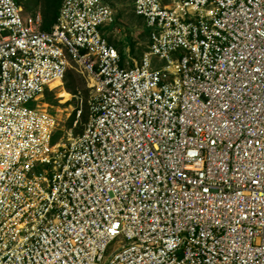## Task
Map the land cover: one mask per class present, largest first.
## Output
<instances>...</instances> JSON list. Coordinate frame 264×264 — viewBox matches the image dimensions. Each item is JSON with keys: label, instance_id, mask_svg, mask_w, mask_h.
Masks as SVG:
<instances>
[{"label": "built area", "instance_id": "2783aa9c", "mask_svg": "<svg viewBox=\"0 0 264 264\" xmlns=\"http://www.w3.org/2000/svg\"><path fill=\"white\" fill-rule=\"evenodd\" d=\"M133 11L136 66L105 0H64L49 31L0 0V264H264V0ZM69 58L89 115L53 143Z\"/></svg>", "mask_w": 264, "mask_h": 264}, {"label": "rangeland", "instance_id": "374dc122", "mask_svg": "<svg viewBox=\"0 0 264 264\" xmlns=\"http://www.w3.org/2000/svg\"><path fill=\"white\" fill-rule=\"evenodd\" d=\"M105 2L114 10L115 12V22L112 26L107 28L106 33L107 37H109L112 43L117 45V49L120 42L122 41H132L135 44V54L138 56L142 51L146 48V35L143 29V21L136 17L133 13V3L134 0H105ZM27 15V13H24ZM116 47V46H115ZM125 60L130 62V65L133 66V62L131 61V57L129 54V48H125ZM139 57V56H138ZM136 59V58H133ZM79 69H82L79 67ZM81 71V70H80ZM83 76L86 79L85 85L80 83L78 85L75 93L68 92L64 87V82L61 89H57L56 86H51V89H47L48 92L51 93L50 98L56 102L57 105L53 106L47 102V96L44 95L46 103L48 106V110L58 118V130L53 136L52 142L55 143L58 139L64 135V132H68L72 129V133L74 136L80 135L84 124L87 122L83 119V114L88 119L89 115V106L90 99L92 96V90L88 87L89 79L84 71H82ZM86 89H85V88ZM87 90V91H86ZM40 103H30V107L37 106ZM78 110H82L80 118L76 119V112ZM77 120V124L74 127V122ZM122 239L118 238L114 242H112L105 253L106 260L112 255V253L121 246Z\"/></svg>", "mask_w": 264, "mask_h": 264}, {"label": "trees", "instance_id": "16d2710c", "mask_svg": "<svg viewBox=\"0 0 264 264\" xmlns=\"http://www.w3.org/2000/svg\"><path fill=\"white\" fill-rule=\"evenodd\" d=\"M63 1L64 0H15V2L22 7L23 13H27V15H34L36 13H40L42 18L41 30L43 31H49L53 26V24L56 22V18L58 17V13ZM145 35L148 36V32H145ZM107 39L109 43H112L109 37H107ZM148 43L146 44L147 46L145 50L138 55L139 57L136 56L135 54L136 53L135 44L132 41L127 40L125 42L124 41L120 42L119 43L120 46H118V51L120 53L121 58L125 59V53H124L125 48L126 47L129 48V54L131 57L130 59L133 62V66H136L139 64L143 54L148 50ZM68 65H69L68 70L63 80L64 87L68 92L75 93L80 83L85 85L86 79L83 76V74H81L83 70L79 69L80 66L76 63V61L69 58ZM88 87L91 89L90 82ZM45 94L47 96L48 103H50L53 106L57 105L56 102L50 98L51 93L48 92V90L45 91ZM83 119L84 121L88 120L86 119L84 114H83Z\"/></svg>", "mask_w": 264, "mask_h": 264}, {"label": "crops", "instance_id": "0c3cea01", "mask_svg": "<svg viewBox=\"0 0 264 264\" xmlns=\"http://www.w3.org/2000/svg\"><path fill=\"white\" fill-rule=\"evenodd\" d=\"M133 13H134V11H133ZM40 14V13H39ZM136 16V15H135ZM136 17H138V16H136ZM138 18H140V17H138ZM142 21H143V24H144V20L142 19V18H140ZM143 29H144V31L145 32H147V30H146V28H145V24H144V26H143ZM146 38H147V40H146V42L148 43L149 41H148V36H146ZM111 45H113L114 47L116 46V44L115 43H110ZM115 48H117V47H115ZM118 50V49H117Z\"/></svg>", "mask_w": 264, "mask_h": 264}, {"label": "bare ground", "instance_id": "6f19581e", "mask_svg": "<svg viewBox=\"0 0 264 264\" xmlns=\"http://www.w3.org/2000/svg\"><path fill=\"white\" fill-rule=\"evenodd\" d=\"M57 84H59L58 82H56V83H52L50 86H49V88L51 87V86H54V85H57Z\"/></svg>", "mask_w": 264, "mask_h": 264}]
</instances>
